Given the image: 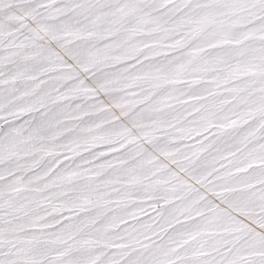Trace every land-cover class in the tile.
Masks as SVG:
<instances>
[{
    "label": "snow or ice",
    "instance_id": "snow-or-ice-1",
    "mask_svg": "<svg viewBox=\"0 0 264 264\" xmlns=\"http://www.w3.org/2000/svg\"><path fill=\"white\" fill-rule=\"evenodd\" d=\"M0 264H264V0H0Z\"/></svg>",
    "mask_w": 264,
    "mask_h": 264
}]
</instances>
